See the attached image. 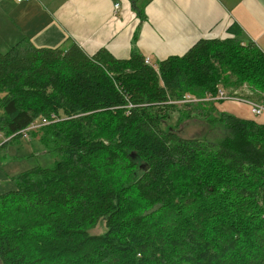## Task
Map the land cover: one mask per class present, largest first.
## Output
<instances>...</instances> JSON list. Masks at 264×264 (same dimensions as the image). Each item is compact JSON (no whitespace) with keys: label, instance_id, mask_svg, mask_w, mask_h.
<instances>
[{"label":"trees","instance_id":"16d2710c","mask_svg":"<svg viewBox=\"0 0 264 264\" xmlns=\"http://www.w3.org/2000/svg\"><path fill=\"white\" fill-rule=\"evenodd\" d=\"M225 32L227 36L201 40L182 57L154 68L140 55L116 60L100 50L88 56L75 44L37 49L21 41L0 52V133L16 139L14 134L26 131L39 117L54 116L55 125L70 126L64 147L33 136L54 158L53 165L14 176L9 179L12 189L0 194V264H53L39 254L59 249L57 264H76L79 252L93 242L124 258L131 255V264H142L145 256V264L156 256L158 264H167L164 250L155 244L163 237L151 238L146 247L144 241L150 237L133 230L125 234L117 224L129 191L141 211L127 222H139L142 214L160 210L175 213L195 196L213 204L218 187L217 196H230L233 208L250 207L252 219L260 221L254 230H264V125L212 108L208 115L220 120L230 135L223 143L182 140L163 129L177 107L201 105H178L184 96L203 98L216 88L232 89V83L223 80L232 66L236 75L253 69L264 73V56L255 45L244 43L234 25ZM213 82L216 85L211 86ZM257 89L251 88L250 97H238L257 100ZM128 105L131 108H125ZM108 112L115 116H105ZM102 128L111 132L105 146L94 141ZM98 151L102 161L95 165L91 158ZM171 172H180L177 179L189 175L191 185L171 183ZM122 174L125 177L112 184ZM100 221L106 232L93 238L89 231ZM200 234L188 230L183 235L181 245L188 249L183 262L197 264L203 259L209 264L215 259L209 249L194 251ZM259 238L254 253L262 263L255 264H264V238Z\"/></svg>","mask_w":264,"mask_h":264},{"label":"rangeland","instance_id":"374dc122","mask_svg":"<svg viewBox=\"0 0 264 264\" xmlns=\"http://www.w3.org/2000/svg\"><path fill=\"white\" fill-rule=\"evenodd\" d=\"M4 27L5 25L0 18V28L4 29ZM5 52L1 51V53ZM230 69L233 71L226 73V78L223 77V80L227 79L232 83L233 91L231 92L233 94L230 92L231 88L228 91L223 88H216L214 93H209V95L203 98L186 95L181 101L177 102L178 105L183 103L201 105L185 109L177 107L175 112L170 115L168 121L163 125V129L172 130L182 140L198 139L219 144L226 141L230 135L220 120L215 121L213 114L208 115V112L212 108L214 111L224 114L234 115L237 113L240 117L245 114V110L247 109L250 117L258 119L259 117L256 118L250 113L246 103L239 102L241 98L238 95L244 98L250 97L252 95L251 88L257 89L256 86H258L259 89L257 91H260L258 92L260 93V97H256L257 100L253 99L251 101H255L257 102L256 104L264 107V73L253 69L243 71L242 73L238 72V75H236L233 66ZM214 85L216 84L213 82L211 86ZM222 96L225 98L220 99ZM125 108H131V105ZM111 112L115 114L117 111L113 110ZM111 112L104 113V115L115 116ZM41 118H37L38 120L35 123L36 128L31 130L35 132L34 134H29L31 131L28 133L24 131L14 134L13 137L16 136L17 138L11 139L5 138L0 133V145H3L2 148L0 146V194L12 189L9 179L14 176L22 174L31 168H50L53 165L54 158L47 153L37 137H43V140L45 139L46 142H52L54 145L64 147L63 139L70 131V126L62 123L55 125L58 121L54 116L42 119L47 122L46 125L42 126ZM54 134L55 136H53ZM110 139L111 132L108 128H102L94 137V141L103 146L109 144ZM100 156H102L101 152H96L92 156L91 162L97 165L102 161ZM173 172L168 176V180L171 183L176 185L186 182L184 184L186 185L189 182L191 185L189 175L184 174L183 177L177 179V176L181 175L180 172L174 174ZM124 177L125 174L119 177L115 176L112 184H118L120 182L119 179ZM215 189L216 192L211 197V199H214L213 204H208L200 196H195L194 200L191 203L189 202L186 208L181 207L175 213L160 210L158 213L150 215L142 214L139 222H127L133 219L132 217H136L137 213L141 211L137 197L129 191L127 192V201L123 214L117 220V224L122 225V231L125 234L129 233V230H133L136 235L141 233L150 237L144 241L146 247L148 244H151V238L155 240L158 237H163L160 242L155 244L164 250L163 253H165L164 257L166 256L165 261L167 264H190L183 262L188 249L184 245H181L183 244V235L188 230L201 233L195 242L196 247L194 251L198 254H200V250L203 252H206L208 249L212 251L209 254L215 259L211 260L209 264H249L250 261H253L254 264L257 262L262 263L261 259L257 258V255L254 253L256 243L260 241L259 237L264 238L263 229L254 230L259 227L257 224H260V221L252 219L250 207L235 206L233 208L230 204L231 197L221 195V193L217 196L218 187ZM193 191L195 193V188ZM210 194H213V192ZM184 197L189 198L187 196ZM210 208H212V212H210ZM124 223L125 225H123ZM105 232L104 221H100L94 229L89 231V235L96 238L104 235ZM163 240L167 243L165 247L163 246ZM67 247L68 245L62 249ZM63 254L65 255V253ZM79 254L81 258L77 260L76 264H131L134 261L131 255H127L124 258L121 252L116 253L108 248L106 250V247L100 242L88 244V248L81 250ZM31 255L36 256L34 253ZM39 256H42V259H50L53 264H57L58 258L61 257V249L50 252L43 250ZM245 257L249 258L245 259ZM137 259H139V255L135 257V260ZM154 259V262L148 264H158L157 256ZM147 260L148 258L145 256L142 264H145ZM203 261V259H200L197 264H203Z\"/></svg>","mask_w":264,"mask_h":264},{"label":"crops","instance_id":"0c3cea01","mask_svg":"<svg viewBox=\"0 0 264 264\" xmlns=\"http://www.w3.org/2000/svg\"><path fill=\"white\" fill-rule=\"evenodd\" d=\"M0 18V52L21 41L37 49L75 44L88 56L140 55L157 67L201 40L227 36L234 25L264 56V0H0ZM245 111L233 116L264 125V116Z\"/></svg>","mask_w":264,"mask_h":264},{"label":"built area","instance_id":"2783aa9c","mask_svg":"<svg viewBox=\"0 0 264 264\" xmlns=\"http://www.w3.org/2000/svg\"><path fill=\"white\" fill-rule=\"evenodd\" d=\"M16 1H17V2H21V1H24V0H16ZM118 7H119L118 4L114 6L115 9H117ZM144 64H145V65H148V66H150V67H153V66L150 65L149 60H147V59H144ZM153 68H154V67H153ZM224 98H225V97L222 96L220 99H224ZM233 100H235V99H233ZM240 100H242V101H240ZM240 100H239V102L246 103V104L248 105L249 111H250V113H251L254 117L257 118V117H260V116L264 115V107H263V106H261V105H259V104H256V103H254V102H252V101H249V100H244V99H240ZM182 103H183V102H182ZM41 124H42V126H44V125L47 124V122H46L45 120H42V121H41ZM34 128H36L35 123H33L31 126H29V127L26 129V131L33 130ZM21 133H22V132H21Z\"/></svg>","mask_w":264,"mask_h":264}]
</instances>
